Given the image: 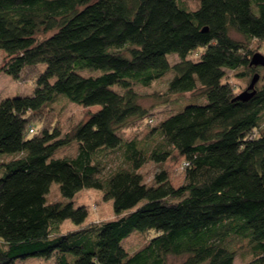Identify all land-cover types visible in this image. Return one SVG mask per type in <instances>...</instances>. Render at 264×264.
<instances>
[{
    "label": "trees",
    "instance_id": "1",
    "mask_svg": "<svg viewBox=\"0 0 264 264\" xmlns=\"http://www.w3.org/2000/svg\"><path fill=\"white\" fill-rule=\"evenodd\" d=\"M195 1L0 0V73L34 84L0 101V264H234L237 245L250 256L242 264H264V74L246 102L225 79L261 68L250 63L251 43L264 42V0ZM169 71L165 91L148 97L207 102L124 138L152 114L139 89ZM60 98L100 109L62 133ZM69 146L76 152L62 155ZM174 152L184 183L161 170L148 184L141 169ZM110 153L121 163L106 175ZM54 183L62 198L50 201ZM84 189L102 191L114 219L84 225L89 210L73 202ZM65 221L79 229L62 234ZM133 232L155 236L130 255L122 241Z\"/></svg>",
    "mask_w": 264,
    "mask_h": 264
},
{
    "label": "rangeland",
    "instance_id": "2",
    "mask_svg": "<svg viewBox=\"0 0 264 264\" xmlns=\"http://www.w3.org/2000/svg\"><path fill=\"white\" fill-rule=\"evenodd\" d=\"M187 4L191 8H195L197 2L195 0H186ZM234 38L243 41L244 38L236 33L232 34ZM245 41V40H244ZM251 47L255 51V53H260L264 56V42L262 43V48L259 47L257 41L251 43ZM262 49V50H261ZM7 60V55L5 52L0 51V67L3 66L5 61ZM168 60L171 64L178 61L177 57L174 55L168 56ZM43 69V66H42ZM244 69H240L237 71H227L226 81H228L236 91V94H240L245 91L252 79V77L240 76V74L244 73ZM260 75V77L264 74V68H259V71L256 72ZM173 72L169 71L163 78V80L155 83L152 88L139 89V91L145 95L142 99V104L149 108L152 112L151 116H149L146 120L134 121V123L123 130L122 135L124 138H133L137 137L140 139H144L150 133L151 129L155 127V125L168 116L170 113L177 111L179 108L186 107L189 104H204L206 103V99L200 100L197 99V96H193L191 94L186 95H174L171 96V102L169 104H160L157 100L152 97H148L147 95L153 92H164L166 89L167 82L172 80ZM34 91L33 82L29 81L26 83L17 82L13 80L10 76L5 73H0V101L6 98H12L17 96H29L32 95ZM196 98V99H194ZM54 113L58 117V126L62 130V133L68 132L71 130L77 123L85 120L89 113H94L100 109L99 106L93 107H82L76 103H73L65 98H60L54 104ZM262 126L264 127V121ZM76 152L74 146L67 147L63 154L73 155ZM108 164L105 170V174L108 175L111 171H114L117 166L121 163L120 154H108L103 158ZM104 161V162H105ZM184 162V158L179 156L176 152H174L172 158H170L163 165H157L155 163H148L145 165L141 172L145 177V181L148 184H151L154 180L155 174L161 170H165L168 173L169 179L172 185L175 188L180 187L184 183L185 174L182 170V163ZM61 194L59 190V186L57 184H53L51 187V192L49 195L50 201L60 200ZM74 205L76 207L86 206L89 210V216L84 225H88L92 222L99 223L103 221H108L114 219V211H113V202L105 201L103 199V193L100 190L95 189H84L80 191L73 199ZM79 229L78 226L74 225L70 221H65L61 225V233L65 234L68 231H73ZM155 236L154 232L149 234H143L140 232H133L129 237L122 241L123 247L126 251L131 255L141 247H143L146 243H148ZM246 244V243H244ZM238 247V256L236 257L234 264H242L244 261L250 258L249 253L247 251V247L245 245L244 248ZM246 250V251H245ZM183 260V257H174L170 256L168 258V264H180ZM24 264H51L52 259L45 258H28L24 261H21Z\"/></svg>",
    "mask_w": 264,
    "mask_h": 264
},
{
    "label": "water",
    "instance_id": "3",
    "mask_svg": "<svg viewBox=\"0 0 264 264\" xmlns=\"http://www.w3.org/2000/svg\"><path fill=\"white\" fill-rule=\"evenodd\" d=\"M251 66L254 67H262L264 68V56L260 53H255L251 59ZM260 79V75L259 74H255L254 77L252 78L248 88L243 91L242 93L238 94L235 98V100H240L243 102L248 101L254 94H255V86L257 84V82Z\"/></svg>",
    "mask_w": 264,
    "mask_h": 264
}]
</instances>
